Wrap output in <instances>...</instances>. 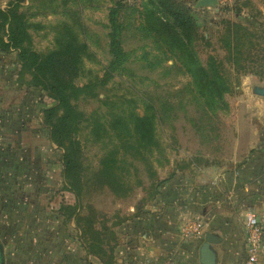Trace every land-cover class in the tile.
Returning <instances> with one entry per match:
<instances>
[{"label":"rangeland","instance_id":"1","mask_svg":"<svg viewBox=\"0 0 264 264\" xmlns=\"http://www.w3.org/2000/svg\"><path fill=\"white\" fill-rule=\"evenodd\" d=\"M172 1L192 18L196 29L193 55L202 65L213 55L231 70L220 42L226 21L241 23L257 32L264 28V0H217L216 5L204 7L197 6L198 0ZM11 2L15 0H0V10L8 9ZM148 2L22 0L17 3L18 12L24 13L31 24V47L37 52L45 53L54 47V27L58 23L74 25L80 40L88 47L74 84L82 86L91 82L94 90L72 101L80 114L74 137L86 168L82 194L77 198L64 175V150L52 141L50 127L44 122V109L56 101L44 88L32 84V76L22 69L16 50L0 51V243L7 247V261L12 256L8 252L18 250L22 244L29 249L56 247L60 251L70 235L80 238L78 220L67 215L69 206L76 207L80 219L93 216V230L98 231L103 225L108 228L104 230L106 236L110 237L111 214L118 212L121 218L130 204L151 201L157 196L155 184L159 185L160 170L168 173L176 166L190 163H219L233 151L237 134L249 133L251 125L259 133L258 139L264 140V97L254 93L255 87H264V71L238 76V80L233 79L234 74L229 75L232 87L222 96L223 107L200 106L196 100L198 85L185 70L183 65L188 62L181 52L163 53L157 49L163 44L161 37L151 30L150 11H156L155 17L159 12L153 7L144 9V4L151 6ZM118 3L122 5L118 19L126 25L122 47L128 53V60L123 71L102 83L111 59L109 10ZM146 13L150 15L147 18ZM4 28V31L0 28V34L6 40L8 26ZM159 58L161 61L157 63ZM149 103L154 104L161 118L153 129L159 151L150 153L145 147L139 148L137 139L126 143L109 135L98 140L91 134L95 119L96 123L108 126L115 111L143 115ZM238 122H243L239 131ZM112 149L119 158L116 173L123 181L121 196L95 175L102 168L104 155ZM254 151L255 148L249 152ZM246 215L240 216L243 222ZM71 219L74 220L69 224ZM85 220L81 219L80 224ZM82 243L88 249L83 237ZM100 243L101 254L110 264V241Z\"/></svg>","mask_w":264,"mask_h":264},{"label":"trees","instance_id":"2","mask_svg":"<svg viewBox=\"0 0 264 264\" xmlns=\"http://www.w3.org/2000/svg\"><path fill=\"white\" fill-rule=\"evenodd\" d=\"M19 1L22 0H15L9 4L8 9L0 10V28L4 31L5 25L8 26L6 40L3 38L4 34H0V51L16 50L22 69L32 76V84L44 88L56 101L55 104L44 109L46 112L44 122L50 127L52 141L64 150L62 163L68 187L77 198H80L86 168L78 149V142L74 137L78 130L80 114L75 110L72 101L81 95H90L94 90L91 82L82 86L74 84V78L80 71L82 57L87 56L88 47L80 40L74 25L61 22L54 27V47L45 53L37 52L31 47L29 33L31 24L27 22L24 13L18 12ZM148 4L151 6L144 4V9L153 7L159 12V15L155 17L156 11H150L151 30L161 37L163 44L157 49H161L163 53L166 51L173 53L177 50L181 52V57L188 62L183 65L185 70L191 74L198 85L196 100L200 106L212 109L211 105L218 104L219 108L223 107L222 96L232 87V77L229 75L234 74L233 79L238 80V76L264 71V38L262 37L264 28L257 32L241 23L226 21V29L220 37V42L225 52L224 59L230 62L231 70L226 69L223 60L213 55H210L208 62L202 65L193 55L192 42L196 29L191 16L172 0H149ZM121 6V3H118L109 10L111 59L104 70L102 83L123 71L128 60V53L122 47V33L126 25L118 19V9ZM150 15L146 13V18ZM160 61V58L156 60L157 63ZM159 119L161 118L157 108L153 103H149L143 115L115 111L113 116L110 115L108 126H105L103 122L96 123L97 119H95L91 134L98 140L109 135V138L116 137L126 143L130 139H137L139 148L145 147L150 153L153 150V153L155 150H160V144L153 134L154 125ZM130 145L133 147V144ZM107 153L111 154L106 156ZM106 154L102 159V168L95 172L96 179L110 186L114 194L121 196L120 191L123 188L120 187L123 181L116 173L119 163L118 153L112 149ZM155 186L157 188L158 183ZM67 211L69 218L78 220L77 227L90 252L99 254L103 250L100 242L106 238L104 230L108 228L102 225L103 230L98 228V231H94L93 216L86 220L81 217L85 221L84 224H80L81 219L76 207L69 206ZM87 234L91 236L88 237Z\"/></svg>","mask_w":264,"mask_h":264},{"label":"crops","instance_id":"3","mask_svg":"<svg viewBox=\"0 0 264 264\" xmlns=\"http://www.w3.org/2000/svg\"><path fill=\"white\" fill-rule=\"evenodd\" d=\"M241 124L236 123L238 131ZM258 137L251 125L249 133L237 134L233 151L219 163L160 170L154 199L130 204L121 218L118 212L111 214L110 237L102 240L110 241V264H201L199 250L206 232L218 240L210 246L215 264H247L245 222L240 216L264 210V140ZM192 222L203 229L186 235L183 228ZM25 246L9 251L7 261V247L0 243V264H107L108 260L101 252L88 251L82 235H70L60 251ZM255 264H264V241Z\"/></svg>","mask_w":264,"mask_h":264},{"label":"built area","instance_id":"4","mask_svg":"<svg viewBox=\"0 0 264 264\" xmlns=\"http://www.w3.org/2000/svg\"><path fill=\"white\" fill-rule=\"evenodd\" d=\"M245 250L247 253V264H255L261 252L264 241V210L258 213H248L245 217ZM186 235L200 233L202 226L199 222L189 223L184 227Z\"/></svg>","mask_w":264,"mask_h":264},{"label":"water","instance_id":"5","mask_svg":"<svg viewBox=\"0 0 264 264\" xmlns=\"http://www.w3.org/2000/svg\"><path fill=\"white\" fill-rule=\"evenodd\" d=\"M217 4V0H198L197 6H214ZM254 93L264 97V87H255ZM218 240L210 233L206 232L204 242L200 247L199 256L201 264H215V255L211 249V244H215Z\"/></svg>","mask_w":264,"mask_h":264}]
</instances>
